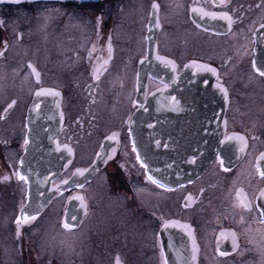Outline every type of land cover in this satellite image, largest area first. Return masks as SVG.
Wrapping results in <instances>:
<instances>
[{
    "label": "flooded vegetation",
    "instance_id": "af4514ba",
    "mask_svg": "<svg viewBox=\"0 0 264 264\" xmlns=\"http://www.w3.org/2000/svg\"><path fill=\"white\" fill-rule=\"evenodd\" d=\"M75 1L86 10L91 6L80 5L100 2L97 14L105 19L117 7V0H67ZM140 1L145 15L133 31L127 67L110 30L97 44L71 43L66 55L79 56L82 71L65 80L44 81L42 70L29 61L36 84L28 101L21 102L19 94L0 105V181L8 185L0 188V197L5 194L0 205L7 203L0 232L19 239L20 264H26L27 225L56 202L65 214L69 199L79 194L86 213L68 226L77 229L93 216L89 221L104 228L96 230L102 264H264V77L253 68L264 66V0H133L135 7ZM105 19L98 21L99 30ZM140 78L146 92H140ZM43 87L61 96L58 145L67 155L52 184L65 183L80 168L96 163L98 168L90 178L57 190L44 211L29 216L24 212L29 184L19 176H25L28 106ZM160 89L163 100L149 101ZM86 93L94 94V104ZM142 108L149 110L147 120L134 117ZM4 134L12 139L11 152ZM203 141L212 159L198 175L159 181L162 186L148 179H156L159 170L155 156H202ZM143 152L153 157L152 165L141 160ZM94 185L121 200L114 218L95 216L98 203L89 190ZM107 230L118 245L113 255L103 244Z\"/></svg>",
    "mask_w": 264,
    "mask_h": 264
},
{
    "label": "rangeland",
    "instance_id": "374dc122",
    "mask_svg": "<svg viewBox=\"0 0 264 264\" xmlns=\"http://www.w3.org/2000/svg\"><path fill=\"white\" fill-rule=\"evenodd\" d=\"M119 3L122 9L117 8ZM116 5L114 10L106 11L105 19L101 17L103 15L97 14L96 4H92L91 8L86 10L77 8L79 4L76 1L25 0L24 3L15 4L11 0H0V105L19 94H21V102L28 101L31 90L36 84L28 65L29 61L42 70L44 81L57 83V80H65L72 71L78 73L82 71L80 57L66 55L71 43L85 44L87 41L97 44L102 38V33L108 35L110 30L112 40L118 39L122 45L120 47L123 53L122 63L127 67L131 63V56L128 54L132 51L131 40L136 36L133 31L144 19L145 3L140 1L137 8L133 0H117ZM103 19L106 22L102 23L99 30L97 23ZM120 76L123 81L126 80L124 75L119 74L118 78ZM93 95L90 93L89 96L86 93V99L90 100L91 104L95 103L92 99ZM23 103H21L22 107ZM17 111L21 112L19 107ZM1 124L6 126L5 123ZM4 137L8 145L6 147L9 148L7 150L11 152L12 139L8 134H4ZM89 143V139L82 141L81 149ZM80 157L84 159L85 154L80 153ZM7 186L5 182L0 181V188L3 187L6 191ZM89 190L93 203H98L95 207V216L104 214V217L114 218L122 204L119 197H115L112 191L107 195L99 185L91 186ZM3 197L5 198V194ZM1 204L0 223L4 224L2 214L7 203ZM99 204L101 206L103 204L102 208ZM103 207L106 209L103 210ZM61 209V203L56 202L53 207L45 210L27 225L23 242L25 263L102 264L104 257L97 237L101 232L96 233V230L103 231L104 228L94 226L89 221L93 216L77 229L65 228L64 213ZM103 233L106 240L103 244L109 255H113L118 245L114 242L112 232L107 230ZM13 240L5 238L0 232V255L4 253L0 264H20V254L17 251L19 239L16 237L17 242Z\"/></svg>",
    "mask_w": 264,
    "mask_h": 264
},
{
    "label": "water",
    "instance_id": "95a60500",
    "mask_svg": "<svg viewBox=\"0 0 264 264\" xmlns=\"http://www.w3.org/2000/svg\"><path fill=\"white\" fill-rule=\"evenodd\" d=\"M29 65L32 66V70L35 69L34 73H36L34 65L31 62ZM139 89L140 92H146L147 84L143 78H140ZM58 95L59 92L55 88H40L34 92L28 106V144L26 152L22 156L21 171L27 177L29 184L28 202L24 207V212L29 216L44 211L57 190L66 188L73 181L90 178L98 168L97 163L87 169L80 168L65 183L52 184V179L64 170V158L67 156L58 145V133L62 125L61 118L57 119V114L61 111V96ZM162 100L163 89H160L156 90L149 101L158 102ZM148 112V108H142L134 117L147 120ZM203 151L207 154L202 156L172 155L165 157L163 154L160 157L155 156L154 160H156V166L159 170L156 169L154 176L160 182L178 183L198 175L212 159V153H210L212 149L206 141H203ZM140 158L148 166L153 164V157H148L146 152L140 153ZM167 163H169L170 168H167ZM85 213L84 199L78 194L69 199L64 220L66 224L74 225L83 218Z\"/></svg>",
    "mask_w": 264,
    "mask_h": 264
},
{
    "label": "snow or ice",
    "instance_id": "6c2138e0",
    "mask_svg": "<svg viewBox=\"0 0 264 264\" xmlns=\"http://www.w3.org/2000/svg\"><path fill=\"white\" fill-rule=\"evenodd\" d=\"M12 3H15V4H21V3H24L25 0H11ZM155 7V5H154ZM225 19H229V22L231 23V20L229 17H227V15L225 14V16L223 17ZM157 26H159V21H157ZM262 29H264V24H261L260 26ZM109 51H111V46L109 45ZM29 67H32L31 65H29ZM253 68L255 69V71L261 76V77H264V66H257L255 63L253 64ZM211 71H215V69H209ZM33 72H35V69H33ZM226 91V90H225ZM39 94V93H38ZM241 140H243V137L240 138ZM25 145L28 144V140L25 139L24 141ZM133 150H135V148H133ZM139 159V157H138ZM222 163V162H221ZM146 167V165H145ZM261 175H264V172L261 173ZM19 178L21 180H26L27 177L23 176V175H20ZM148 179L152 181L153 184H157V185H160V182L156 179H154L152 176H148ZM162 186V185H160ZM260 196L262 198H264V191L261 192ZM243 204V202H242ZM245 207H248L247 204H244ZM261 216H264V211H261ZM35 217H25V219H34ZM262 223H264V220L261 221ZM17 223L19 224V219L17 220ZM65 228H68L69 226L67 224L64 225ZM234 235V234H233ZM193 252H195V247L193 249ZM193 259H195V255H193L192 257Z\"/></svg>",
    "mask_w": 264,
    "mask_h": 264
},
{
    "label": "trees",
    "instance_id": "16d2710c",
    "mask_svg": "<svg viewBox=\"0 0 264 264\" xmlns=\"http://www.w3.org/2000/svg\"><path fill=\"white\" fill-rule=\"evenodd\" d=\"M98 3H100V2H87V3H84V4H81V6H85V7H90V6H92V4H96L98 7L100 6V4H98Z\"/></svg>",
    "mask_w": 264,
    "mask_h": 264
}]
</instances>
